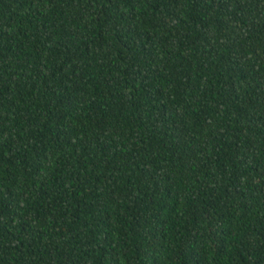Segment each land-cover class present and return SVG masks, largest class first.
Here are the masks:
<instances>
[{
	"label": "trees",
	"instance_id": "16d2710c",
	"mask_svg": "<svg viewBox=\"0 0 264 264\" xmlns=\"http://www.w3.org/2000/svg\"><path fill=\"white\" fill-rule=\"evenodd\" d=\"M0 264H264V0H0Z\"/></svg>",
	"mask_w": 264,
	"mask_h": 264
}]
</instances>
